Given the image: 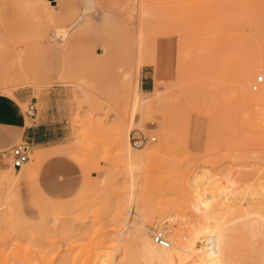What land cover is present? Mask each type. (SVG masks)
Instances as JSON below:
<instances>
[{"label":"rangeland","instance_id":"obj_1","mask_svg":"<svg viewBox=\"0 0 264 264\" xmlns=\"http://www.w3.org/2000/svg\"><path fill=\"white\" fill-rule=\"evenodd\" d=\"M0 2V96L13 88L25 97L26 126L45 123L55 144L70 147L25 181H11L20 168L0 154V264H152L138 248L143 219L126 234L114 219L130 189L120 134L141 37L145 61L164 57L160 69L144 63L146 99L130 131L157 137L134 145L150 150L132 177L156 218L146 226L160 230L157 208L173 205L169 233L186 240L182 217H202L225 237V264H264V102L251 104L239 86L244 62L264 60V0H97L67 41L55 30L82 14L84 0ZM172 33L177 42H168ZM219 49L229 61L221 73Z\"/></svg>","mask_w":264,"mask_h":264},{"label":"bare ground","instance_id":"obj_2","mask_svg":"<svg viewBox=\"0 0 264 264\" xmlns=\"http://www.w3.org/2000/svg\"><path fill=\"white\" fill-rule=\"evenodd\" d=\"M48 1L49 2L46 5L47 6L49 4L52 5L50 0ZM97 3H98L97 0H84V10L82 14L78 15L77 19L71 25L57 27V29L55 30L56 36L62 38L63 40L65 39L67 41V39L70 36L71 30L75 26L78 25L77 21L78 22L83 21L85 19V15H88L92 10L96 9ZM0 5H1V2H0ZM3 5L2 7H4ZM53 10L51 11L52 13H53ZM142 12L144 13V15L145 14L147 15L149 13L148 9L145 7ZM51 39H55V38L51 37ZM146 41H145V38L143 37H141L139 41L140 42L139 47H138L139 59L134 68L137 74V80L133 83L131 87V91H130L131 96L133 98L132 110L127 114L126 117H124L123 124L124 126H126V129H123L120 134V137H121L120 146H121V152H122V155L125 161V169L131 177L130 178L131 179L130 189L126 196V199L122 202V204H118L116 211H115L114 219L115 221H117V223L120 224L121 226L120 230L124 232L125 234H126V231L129 229V227L133 225V223L136 224L137 217H140L143 219L144 223L136 226L135 228V230L137 231V236H138V248L142 252L141 255L143 254L142 257L144 256V258L152 264H225L227 263L225 255H224V245L226 242L225 237L223 233L218 230L217 225L208 224L207 222H205V219L202 217L198 218L199 224H195L193 220L189 221L186 218L185 220H183V217H182V221L180 220V222H181V227L183 231L185 232L184 237L186 238V240H182L179 234L180 231H176L175 234L169 233L165 225V222H164V219L168 218L169 212H172L173 210L174 212H176L178 210H176L175 206L173 205L169 208L163 205H160L157 209L160 211L159 214H161L160 215L161 217L158 218V222L156 224L158 227H160V230L158 231L163 232L165 236L169 239L170 241L169 246H161L157 244L154 240L155 232L150 230L146 226L148 222L150 224H153L156 218L151 216L152 215L151 213L152 205L150 204V202L146 200L143 196L138 195L136 193L135 179H133L132 177L135 175L136 171L143 166V164L146 161L148 152L150 150L148 151L139 150L136 146H134L130 138V131H131L132 123L134 122L135 116L137 114V111L139 107L143 105V103H145V99H146L145 97H143V94L145 93V91L143 90V87H142V73H143L144 63L146 62L148 63L149 61V63L155 65L157 69H160L164 61V57L160 58L157 55L155 57L153 56L150 60L149 58L151 57V55H148L149 58L146 59L147 61L144 60L148 53L147 46H146L147 45L146 43L148 42ZM168 42H177L176 35L172 33L171 39H169ZM182 43L183 44L185 43V39H183ZM22 53L23 51L20 49V51L15 54V61H14L15 63L17 62V64H19L20 67L18 68H21L20 69L21 73H23V70H24V66L22 62ZM166 54L167 53H165V55ZM240 60L241 58L238 61ZM214 61L220 73L224 72L229 65L228 58H225V55L222 54L221 50L216 53ZM243 66H244L243 78H242V81H240L239 86L244 91V95L248 102L254 105H259L262 102H264V81L262 82V89L257 92L253 91L251 83L255 79L257 80V83H258V78L260 76L264 80V60H262L261 58L260 60L257 59L255 61H252L251 63L244 62ZM260 69H261V72H259ZM124 75L126 79L129 77L130 73H125ZM19 85L17 84L16 86H19ZM5 91L10 97L18 100L16 98L13 88L5 90ZM21 103L23 106H25L26 104V102H21ZM261 118H262L261 123H262V126L264 127V115H262ZM26 120L27 118L25 117V121ZM62 146L63 145H59L57 147L50 148V149H44L42 147H37L36 149L33 150L31 148V152H32L31 157L33 156L32 159L26 162L20 169H18L17 176H15L14 174L13 176H11L10 178L11 181H16L18 179H22L25 181L28 178H32V176H34L38 172V168L41 162L45 158L63 151L64 147ZM64 146H67V145H64ZM66 148L67 147H65L64 149L67 150ZM69 150H70V147H68L67 151ZM72 150H73V147H72ZM79 150L85 152L84 149L80 148ZM85 155L87 156L86 153ZM89 168L90 167H88L89 173L88 171L87 173L91 174V169L89 170ZM104 183H105V180L102 179L101 181H95L93 183L94 184L93 186H97L98 188L96 189H99L103 186ZM7 205H9V203H7ZM9 207H11V205ZM10 211H13V210L11 209ZM132 211H135V216L133 220L131 216ZM181 214H182L181 212L180 214H178L180 218H181ZM56 216L58 217V215ZM57 217L52 219L53 222H56ZM57 221L59 222V219H57ZM148 261L146 263H148ZM99 264H109V263L107 261V258H105V259H102V261L99 262Z\"/></svg>","mask_w":264,"mask_h":264},{"label":"crops","instance_id":"obj_3","mask_svg":"<svg viewBox=\"0 0 264 264\" xmlns=\"http://www.w3.org/2000/svg\"><path fill=\"white\" fill-rule=\"evenodd\" d=\"M16 98L18 100L12 97L0 96V148L11 146L20 139L44 149L61 145L54 143V138L57 137L56 135L54 137L53 132L48 131V128L44 126L45 123L26 126V115L23 114L20 106L25 97L16 95Z\"/></svg>","mask_w":264,"mask_h":264},{"label":"built area","instance_id":"obj_4","mask_svg":"<svg viewBox=\"0 0 264 264\" xmlns=\"http://www.w3.org/2000/svg\"><path fill=\"white\" fill-rule=\"evenodd\" d=\"M263 81L262 77L258 78V83H261ZM258 85L256 86V88ZM34 109V107L32 106ZM131 140L134 145L136 146H143L148 141H155L157 140V137L155 136H149L146 134H139V135H133L131 136ZM31 144L28 142H23L22 144L14 145L10 148L3 149L0 151L1 154V160L4 164H11L14 168L18 169L21 168L26 162L30 160V154H31ZM154 240L157 244L161 246H169L170 241L165 236V234L161 231H156L154 234Z\"/></svg>","mask_w":264,"mask_h":264}]
</instances>
